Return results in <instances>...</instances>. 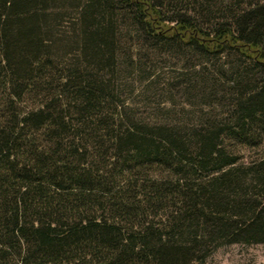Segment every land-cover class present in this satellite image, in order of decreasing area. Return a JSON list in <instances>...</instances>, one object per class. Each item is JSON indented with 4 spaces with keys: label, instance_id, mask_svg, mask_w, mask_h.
<instances>
[{
    "label": "trees",
    "instance_id": "trees-1",
    "mask_svg": "<svg viewBox=\"0 0 264 264\" xmlns=\"http://www.w3.org/2000/svg\"><path fill=\"white\" fill-rule=\"evenodd\" d=\"M133 43L199 54L228 116L129 111L110 77ZM263 137L264 0H0V264H203L264 243V156L241 152Z\"/></svg>",
    "mask_w": 264,
    "mask_h": 264
},
{
    "label": "rangeland",
    "instance_id": "rangeland-1",
    "mask_svg": "<svg viewBox=\"0 0 264 264\" xmlns=\"http://www.w3.org/2000/svg\"><path fill=\"white\" fill-rule=\"evenodd\" d=\"M133 45L138 48L133 49V56L125 54L121 58L119 70L111 74L110 84L116 93L123 95L127 109L137 117L195 123L228 116V106L206 105L207 76L200 67L199 54L185 46ZM241 152L245 160L264 156V137L256 146L244 147ZM203 264H264V243L221 246Z\"/></svg>",
    "mask_w": 264,
    "mask_h": 264
}]
</instances>
